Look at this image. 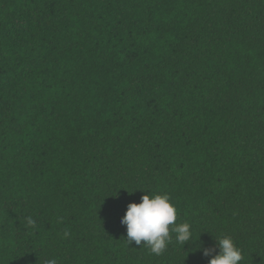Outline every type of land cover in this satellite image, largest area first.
Segmentation results:
<instances>
[{
	"label": "trees",
	"instance_id": "1",
	"mask_svg": "<svg viewBox=\"0 0 264 264\" xmlns=\"http://www.w3.org/2000/svg\"><path fill=\"white\" fill-rule=\"evenodd\" d=\"M149 193L193 243L128 245ZM222 236L264 264V0H0V264H208Z\"/></svg>",
	"mask_w": 264,
	"mask_h": 264
},
{
	"label": "clouds",
	"instance_id": "2",
	"mask_svg": "<svg viewBox=\"0 0 264 264\" xmlns=\"http://www.w3.org/2000/svg\"><path fill=\"white\" fill-rule=\"evenodd\" d=\"M142 191V190H140ZM143 192V191H142ZM133 193V192H132ZM177 210L171 203L168 194H146L140 197V203L127 205L125 214L120 220L126 228L128 245L134 244L146 247L152 254L161 255L169 244L175 242L184 247L192 242V226L187 223H176ZM29 226H35L31 217L27 218ZM68 235L67 232L64 233ZM218 253L213 255L214 249L201 248L204 257H210L208 264H241L242 251L229 236H222L215 240ZM46 264H58L56 258L46 260Z\"/></svg>",
	"mask_w": 264,
	"mask_h": 264
},
{
	"label": "rangeland",
	"instance_id": "3",
	"mask_svg": "<svg viewBox=\"0 0 264 264\" xmlns=\"http://www.w3.org/2000/svg\"><path fill=\"white\" fill-rule=\"evenodd\" d=\"M25 23H23V22H20V23H18V27L16 28V30L17 31H19V30H23V29H25Z\"/></svg>",
	"mask_w": 264,
	"mask_h": 264
}]
</instances>
